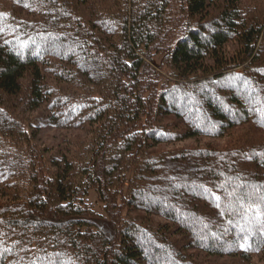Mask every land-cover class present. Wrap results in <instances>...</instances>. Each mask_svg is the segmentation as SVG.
I'll use <instances>...</instances> for the list:
<instances>
[{
    "label": "trees",
    "instance_id": "16d2710c",
    "mask_svg": "<svg viewBox=\"0 0 264 264\" xmlns=\"http://www.w3.org/2000/svg\"><path fill=\"white\" fill-rule=\"evenodd\" d=\"M262 215L260 9L0 0V264H264Z\"/></svg>",
    "mask_w": 264,
    "mask_h": 264
},
{
    "label": "rangeland",
    "instance_id": "374dc122",
    "mask_svg": "<svg viewBox=\"0 0 264 264\" xmlns=\"http://www.w3.org/2000/svg\"><path fill=\"white\" fill-rule=\"evenodd\" d=\"M258 2L261 5H258ZM242 4L246 6L256 7L260 9L264 14V0H242ZM40 112V110H39ZM32 132L34 135V142L38 145L51 146L57 145L62 142V139L66 136H71L73 134L78 135L79 137H84V132L80 130L72 129H59L51 126H34L32 127ZM238 129H231L227 134L221 137H208V136H195L190 137L181 141H178L174 144H165L163 147H181V146H196V145H215V146H225L233 141L237 136ZM94 201L97 199L93 195Z\"/></svg>",
    "mask_w": 264,
    "mask_h": 264
},
{
    "label": "snow or ice",
    "instance_id": "6c2138e0",
    "mask_svg": "<svg viewBox=\"0 0 264 264\" xmlns=\"http://www.w3.org/2000/svg\"><path fill=\"white\" fill-rule=\"evenodd\" d=\"M259 219H262V220H264V215H262V216H260V217H258ZM262 227H264V224H262ZM246 236L243 238V239H245L246 240ZM241 247H244V244L243 243H241V245H240ZM245 250H247V248H245Z\"/></svg>",
    "mask_w": 264,
    "mask_h": 264
}]
</instances>
